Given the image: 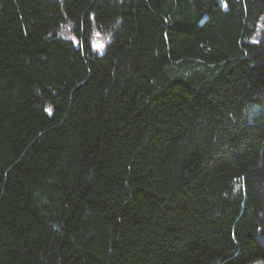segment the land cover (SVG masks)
Returning a JSON list of instances; mask_svg holds the SVG:
<instances>
[{
	"label": "trees",
	"instance_id": "trees-1",
	"mask_svg": "<svg viewBox=\"0 0 264 264\" xmlns=\"http://www.w3.org/2000/svg\"><path fill=\"white\" fill-rule=\"evenodd\" d=\"M0 264H264V0H0Z\"/></svg>",
	"mask_w": 264,
	"mask_h": 264
},
{
	"label": "rangeland",
	"instance_id": "rangeland-1",
	"mask_svg": "<svg viewBox=\"0 0 264 264\" xmlns=\"http://www.w3.org/2000/svg\"><path fill=\"white\" fill-rule=\"evenodd\" d=\"M105 43V37L101 36H96L95 39L93 40L94 46L101 50L103 48V45Z\"/></svg>",
	"mask_w": 264,
	"mask_h": 264
}]
</instances>
